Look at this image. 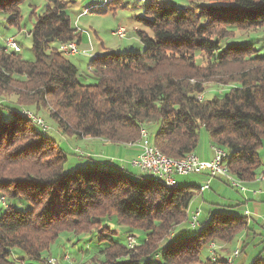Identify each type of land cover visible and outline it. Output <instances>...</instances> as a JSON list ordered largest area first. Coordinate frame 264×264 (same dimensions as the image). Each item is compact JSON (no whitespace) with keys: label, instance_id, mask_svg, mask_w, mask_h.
Here are the masks:
<instances>
[{"label":"trees","instance_id":"1","mask_svg":"<svg viewBox=\"0 0 264 264\" xmlns=\"http://www.w3.org/2000/svg\"><path fill=\"white\" fill-rule=\"evenodd\" d=\"M24 1L0 0L8 28L20 30ZM44 1L27 33L34 60L0 46V195L7 206L0 209V264L42 262L61 235L93 231L98 244L109 242L98 252L104 258L97 256L98 264H229L209 247L233 244L250 231L246 216L212 213L197 236L182 238L179 229L189 222L199 187L167 188L159 179L134 178L111 163L77 166L66 174L62 147L23 112L37 116L45 110L65 135L115 145H137L143 142L141 130L156 125L150 141L175 160L194 153L204 130L212 147L226 150L228 173L252 182L262 168L264 52L254 41L222 42L235 32L264 28V0H205L212 3L198 5L196 12L151 1L135 18L145 29L135 30L143 51L90 56L92 83L59 50L69 42L79 46L83 31L71 24L62 0ZM210 83L226 89L199 100ZM3 95H15L16 102ZM14 200L29 208L7 205ZM112 218L117 226L142 232L143 242L133 248L126 239L113 242L117 231L105 226ZM249 264H264L262 252Z\"/></svg>","mask_w":264,"mask_h":264},{"label":"rangeland","instance_id":"2","mask_svg":"<svg viewBox=\"0 0 264 264\" xmlns=\"http://www.w3.org/2000/svg\"><path fill=\"white\" fill-rule=\"evenodd\" d=\"M151 1L157 3H163V4L172 3L173 5H176L177 7L180 8L187 7L193 9L194 12L197 11L196 8L198 5L212 3V2H207L205 0H62V2H64L68 7V14L70 17L71 24L76 28H79L81 31H83V37L81 38L79 46H77L79 54L75 56H70L68 59L72 64L75 65V67L78 70V74L86 78L87 83L93 82L92 77L88 72V62L90 56L100 55L103 54L105 51H113V52L143 51V45L137 38L134 30H145V29L137 25V23L135 22V18L141 16V12L143 8L146 5L150 4ZM30 5H33L34 8L31 7ZM45 6H46V2L44 0H30V1L27 0L24 1L22 4H20L19 10H20L21 19H20V30L18 31L15 28H8V26L5 24V19L3 17H0V46H5L7 39L14 38L21 49L20 55L22 56V58L28 62H32L34 60V55L31 50V40L30 38L27 37V33L31 30L35 22V16L37 17L38 15H41L45 9ZM32 11L35 12L34 15H31ZM119 26H123L127 31V36L123 39H120L113 35V32ZM255 36H258L260 40L263 41L264 28L255 30L253 32L252 31L235 32L234 37L224 40L222 42V45L231 46L233 44H245L243 42H247L248 37H250L249 41L252 43L254 40L251 39L252 37ZM253 45L255 46V48L260 49L261 44L255 42L253 43ZM83 52H86V55H84ZM225 89L226 88L210 83L206 85V92L201 97L202 98L204 97L205 100H211L214 96L218 95ZM1 97H2L1 99H4L8 103H12V101L16 102L17 99L15 95L12 96L3 95ZM37 117H39L40 120L42 119L45 120V123L47 127H49V131H50L48 137L51 138L57 145L62 147L63 151L67 156V163L64 166V173L66 174L73 173L74 172L73 167L87 158V153L82 150L84 149L82 143L80 144L77 143L76 145L72 141L73 140L72 136H70L69 134L65 135L64 132L59 131L54 121L50 118L49 113H47L45 110L39 111ZM146 130L148 132L147 134H149L150 138L153 140L157 131V126L149 125L146 127ZM138 144H140V142ZM199 145L208 146V135L204 130L200 131L198 146ZM96 152L97 153L102 152L107 154L108 157L111 158V160H107L108 162H110L113 166H116L117 168L125 169L127 173H129L132 177L138 178L141 176L139 170H137L131 165V161L134 159L133 158L131 160L132 151H127L125 150V148L113 149L110 147H104L103 150L101 148V145H96ZM73 153L76 155H74ZM258 153L261 155L260 156L261 158L264 157V144L260 148ZM197 177L199 176L195 174H191L187 176H175L174 180L176 182L177 187H187L190 186L191 184L196 185L198 181ZM223 189H225V194L223 198L226 199L227 198L231 199L233 195H236L235 192H238L235 189H233L228 183L223 184ZM207 191L203 195L196 194L192 203L189 206L190 208L188 212V219L190 216L189 214L192 213L193 209L195 208L200 209V216L198 218V222L200 226H198L195 229H191L189 222L187 221V223H184L179 229V231L184 232L183 234H180V237L186 238V237L197 236L201 228L207 224L208 218L212 213L220 212L223 214H233L234 211L228 212L226 209L224 210L222 208L227 204L226 200L221 198L218 199L214 197V194L217 193H215L213 190L209 191L211 192L210 194ZM209 195H211V199H209L208 197ZM230 202L234 203V201H230ZM213 204L217 205L218 207H214ZM7 205L18 211H26L29 208L28 204L18 200L9 201L7 202ZM213 209H215V212ZM2 213L3 210H0V215ZM247 219L249 222V216ZM105 226H109L110 228L115 229L117 231V235L111 238L113 242L123 243L125 242V239L129 234H133L132 237L136 242V244H133V246H135L143 242L145 238V235L142 232H139L137 230L135 231V230L127 229L122 226H117L115 219L113 218L110 219V221H107L105 223ZM74 236L76 235L73 234H65V236L64 234L61 235L56 241V243H54L49 249V252H51L52 255L56 256V257L53 256L52 257L54 259L60 260L61 264H65V263L67 264L68 262L63 261L61 258L62 251L64 250L63 247L61 246L66 245L65 254L69 255L70 258L69 263L98 264L100 262L98 260L99 257L98 252L106 248L109 245V242L105 240L102 242V244H98L97 231H93L89 234H82L79 237H77V239ZM171 237L174 238L176 237V235L174 234L173 236L167 238V240L165 239L166 241L164 240L161 243V245L162 244L165 245L168 239L171 240ZM66 238L70 240L69 244L65 241ZM253 244L255 250L252 249L247 250L246 256L244 254V258L248 257L249 254H252L253 257L261 252L263 254L264 252L263 244L255 240ZM126 245L128 248H130V246L127 243ZM214 245H215L214 249L217 252L218 256L220 257L222 256V257L232 258L233 253L237 248L239 250L238 256L240 255L241 248L238 246L233 248V244L228 245L221 242H217L214 243ZM204 257L205 255L202 254L203 259ZM241 258H239L238 260H240ZM99 259L101 261L104 260L103 257H99ZM263 259H264V255H263ZM24 260L26 261V264H32V263L39 264L37 261L32 259L24 258ZM44 262L45 260L42 261V264H44Z\"/></svg>","mask_w":264,"mask_h":264},{"label":"crops","instance_id":"3","mask_svg":"<svg viewBox=\"0 0 264 264\" xmlns=\"http://www.w3.org/2000/svg\"><path fill=\"white\" fill-rule=\"evenodd\" d=\"M109 9H110V7H109ZM135 28H137V27H135ZM247 40H250V37H248ZM251 40H254V43L256 42L258 44H261L260 48L262 49V52H264V40L261 41L258 36L252 37ZM72 139H73L72 141L76 145H77V143L78 144L82 143V146L84 147V149H82V148H80V149H82L84 152L87 153V158L84 161L76 164V166H74L73 168H75L77 166H81L84 168L85 167L86 168L106 167L105 165H109L110 162H108L107 160H111V158H109L108 155L105 153H102V152L97 153L96 152V145H101V148L103 150H104V147H110L113 149L125 148V150H127V151H132V158H131V160H132L138 154L140 146H142L144 144V141H143V142H140V144L133 145V146L115 145V144H112L110 142H106L104 140L96 139V138H73L72 137ZM212 148L213 147L210 144L209 139H208V146H205V145L197 146L196 150L194 151V154L201 161H209L213 157ZM258 155H259V158H260V161L262 164L261 170L258 171L259 172L258 176H260L264 170V157L261 158L260 157L261 155L259 153H258ZM197 176H199V177H197L198 181H197L196 185H194V186L200 187L205 182L206 176L203 174H200ZM257 177L252 182L244 183L245 187L247 188L245 193H241L239 191L235 192L236 195H233V197L231 199L230 198H227V199L223 198V196L225 194V189H223V184L226 182L222 178L213 179L210 182L209 190L207 191L210 194L211 192H209V191L213 190L215 193H217V194H214V197H216L218 199L221 198V199H224L227 201V204L225 206H223V207L220 206L224 210L226 209L228 212L234 211L233 214L241 215V216H247V218L249 216V222L248 223H249L250 231L240 234L236 238V241L233 243V248H235L236 246L241 248L240 249L241 250L240 255L233 260V264H249L250 263V261L253 258L252 254H249V256L245 257V258H244V254L246 256L247 250H251V249L255 250V247L253 246L254 240L262 243L263 248H264V181L261 183L257 182ZM191 185H193V184H191ZM253 191H258V192L254 194ZM205 193H206V191L204 193H202V195ZM208 197H209V199H211V195H209ZM230 201H234V203L230 202ZM213 206L218 207L215 204H213ZM190 210H192V209H190ZM213 210L215 212V209H213ZM183 233L184 232H180L178 234H183ZM131 235L132 234H129L128 236H131ZM74 237L77 239V236H74ZM65 241L68 244L70 243V240L67 238ZM63 243H64V241H63ZM61 247H63V249H64L62 251V256H63L66 252L65 251L66 245L61 246ZM262 255H264V252ZM46 256L56 257V256L52 255L51 252ZM239 258H241V259L238 260ZM38 263L42 264V262H38ZM19 264H26V261L25 260L20 261ZM32 264H35V263H32ZM67 264H72V263H67Z\"/></svg>","mask_w":264,"mask_h":264},{"label":"built area","instance_id":"4","mask_svg":"<svg viewBox=\"0 0 264 264\" xmlns=\"http://www.w3.org/2000/svg\"><path fill=\"white\" fill-rule=\"evenodd\" d=\"M113 35L123 39L127 36V31L123 26H119L114 32ZM5 47L9 49H16L17 53H21V49L14 38H9L6 40ZM59 50L61 52L72 53L73 56L79 54L78 49L75 48V42H69L65 44V46H59ZM86 55V52H83ZM30 116L32 119H36L39 122L46 132L49 131V127H47L44 120H40L39 117L33 115L31 112H23ZM144 133H148L147 130H144ZM149 136V134H148ZM213 157L209 161H201L196 155L187 156V163L184 165H175V163H171L170 161H158V157L148 147V140L144 141V145L140 146L139 152L136 157L131 161V165L139 170L141 175L147 177H157L163 179L164 182L169 184H176L174 177L175 176H187L191 174L200 175L203 174L206 176V180L198 188V194H202L205 191L209 190V185L211 180L215 178H222L221 174V165L222 163H216V153L219 151H215L212 148ZM226 183H228L233 189L245 193L246 190L240 185L239 181H229V179H223ZM257 180H260V183L264 181V173L261 176L257 177ZM258 191H253V193H257ZM6 206V198L3 195H0V209H5ZM200 216V209L192 210V219L189 223L191 229H195L199 226L198 218ZM126 243L133 248V244H136L134 238L132 236L126 237ZM215 245L212 243L209 247V251L212 252L214 250ZM239 254L238 248L233 253V257L231 260L237 257ZM62 260L69 263V255L64 254ZM44 264H61L60 260L54 259L53 257H48L45 259Z\"/></svg>","mask_w":264,"mask_h":264},{"label":"bare ground","instance_id":"5","mask_svg":"<svg viewBox=\"0 0 264 264\" xmlns=\"http://www.w3.org/2000/svg\"><path fill=\"white\" fill-rule=\"evenodd\" d=\"M60 46H65V44L60 45ZM75 48L78 49L76 43H75ZM11 50L16 51V49H11ZM62 53L64 55H66V56H73L72 53H68V52H62ZM201 98H202L201 96L198 97L199 100H201ZM24 112H28V111H24ZM23 115H24V117H26L29 120L33 121L38 127H40V129L43 132H46L44 130V128L42 127V125L39 122L36 121V119H32L26 113H23ZM141 137H142L143 141H147L149 139L148 134L147 133H144V129L141 130ZM148 147H149V149H152V151L156 154V156L158 157V161H170L171 163H175V165H184V163H187V156L195 155L194 153H191V154L186 155L184 158L175 160V159H171V158H168V157L164 156L156 147L153 146L152 142L149 141V140H148ZM213 149H215V151H219V153H216V163H222V165H221V174L223 175V179H229V181H238V180L234 179L228 173L227 168L225 167V160H226V158L228 156L226 150H224V149H222L220 147H213ZM263 173H264V170H263L262 174ZM151 178H155V179L161 180L162 183L164 184V186L167 187V188H172V187H174L176 185V184H169L167 182H164L163 179H161V178H157V177H151ZM239 182H240V185L244 188V190H247V188L245 187L244 183H242L241 181H239ZM257 182L260 183V180H257ZM189 215H190L189 216V220L191 221V219H192V213L189 214ZM69 260H70V258H69ZM227 263L232 264V260L230 258H228Z\"/></svg>","mask_w":264,"mask_h":264}]
</instances>
